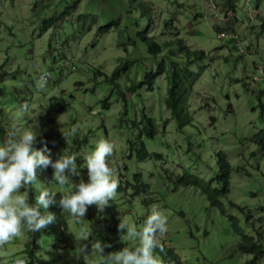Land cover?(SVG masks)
Listing matches in <instances>:
<instances>
[{
	"label": "rangeland",
	"instance_id": "rangeland-1",
	"mask_svg": "<svg viewBox=\"0 0 264 264\" xmlns=\"http://www.w3.org/2000/svg\"><path fill=\"white\" fill-rule=\"evenodd\" d=\"M49 1L52 5L41 9ZM130 1L79 0L68 18V28L75 32V26L71 25L76 21L78 9L94 7L90 10L98 16L106 13L109 21L123 14ZM150 1L152 29H156L155 34L161 41L180 37L189 48L205 53L189 65L194 74L184 100L185 118L190 122L180 127L165 106L167 79L164 74L158 75L151 87L140 84L136 90H130V80L122 75L117 82L130 101L127 118L137 123L129 130L128 121L120 122L125 103L118 88L113 86L114 92L109 82L93 74L96 69L110 74L116 63L127 56L117 44V32L98 35L96 30H82L68 40L64 20L62 26L39 35L42 18L73 0H0V115H3L0 122L4 125V134L13 128L36 131L37 143L33 147L38 149L42 134L50 133L53 142L44 141L40 146L50 144L77 155L80 175L70 176L73 184L81 179L88 181L84 157L95 149L97 141L108 139L115 146L109 166L120 179L125 164L132 183V174L142 172L141 181L149 189L140 195L148 194L155 199L149 203L148 214L151 206L156 205L167 216L168 231L159 239L166 248H174V256L186 264H242L250 254L237 248L240 231L254 234L261 229L264 234V151L252 141L264 128V28L259 24V21L264 24V6L255 7L252 0H244L233 11L225 10L218 0H176L179 4L174 0ZM170 14L172 21L168 25L174 29H163V19H169ZM152 29L148 34L153 33ZM143 64L152 71L157 67V62L147 58ZM140 70L130 77L141 80ZM45 72L49 77L46 86L40 89L36 82ZM186 88L185 85L183 90ZM104 100L109 103L106 108L102 104ZM24 103L29 105V113L18 118V108ZM143 111L152 118L153 137L143 136L150 156L140 161L136 151H129L127 138L134 140L141 136L139 129L143 125L139 121ZM122 118L125 119L124 114ZM77 125L75 136L68 135L65 139L63 133ZM5 139L0 138L1 145ZM203 139L205 143L201 144ZM217 150L226 154L232 166L230 187L222 198L224 213L210 206L198 188L176 186L168 178L185 171L212 178L211 156ZM155 154H161L162 158H156ZM49 155L55 161L63 154L56 158ZM43 187L60 197L75 191L71 184L61 188L53 176L49 184L40 181V188ZM122 198L125 199L118 190L117 198L103 211L96 205L89 206L82 224L75 223L61 209L67 225L66 237L50 234L46 240H38L35 258L28 261L32 264L86 263L78 249L86 245L87 254H91L96 240L111 245L104 249L105 255L120 251L117 218L127 220L131 215L130 204L123 203ZM132 200L144 214L140 196ZM28 203L34 205L31 196ZM243 206L246 209L240 210ZM230 216L238 219L237 231L229 221ZM88 227L91 233L88 239L78 238ZM28 241L29 232H26L6 245L0 264H12L18 256L28 257L22 253ZM262 261L264 264V257Z\"/></svg>",
	"mask_w": 264,
	"mask_h": 264
},
{
	"label": "trees",
	"instance_id": "trees-1",
	"mask_svg": "<svg viewBox=\"0 0 264 264\" xmlns=\"http://www.w3.org/2000/svg\"><path fill=\"white\" fill-rule=\"evenodd\" d=\"M78 1L79 0H73L72 3H66L62 9L54 10L51 12L50 16L42 18V25L39 27V35L52 27L62 26L64 20L65 23L67 22L68 40H70L72 36L78 35V33H80L82 30L85 32L96 30L98 35L108 32H117V44L118 46L122 47L127 56L124 57L122 61L119 60V62L116 63V66L110 71V74L102 72L99 69H96V72L93 74L95 77L102 76L106 82L111 84L112 90L113 86L116 89L118 88L119 95L122 96L123 102L125 103L123 113L121 114L122 116L123 114L125 115V119L120 116V122L128 121L130 124L129 130L134 129L137 124L135 120H129L127 118L130 101L127 97H125V92L120 89L117 79L122 75L126 76L131 82L130 90H136L140 88V84L149 85L151 87V85L154 84L157 76L160 74H164L167 79L165 106L171 111V115L175 117L177 121L176 123L180 127L185 126L186 122H190L185 118L186 102L184 100V95L187 93L186 90H188L191 83V77L194 74L189 65L192 64L194 59L202 58L205 55L204 51L201 49L193 50L189 48L183 43V40L180 37L174 38L168 42L163 40L161 41L160 38H158V36L155 34L156 29H152L153 16L151 12L152 9L150 8V0H131L123 14H119V16L114 19L111 18L109 21H107L106 13L100 14V16H98L93 10H90L94 7L85 6L81 10L78 9V11L75 13L76 21H74L73 25H71V27L75 26V32L73 33V31L68 28V26L70 27V19L68 18L77 8ZM218 1L221 2L225 10L229 9L233 11L237 9L238 4L241 3L242 5V3H244V0ZM173 2L177 3L176 0ZM252 2L255 7L260 8L264 6V3H260L259 0H252ZM51 5L52 1H49L42 4L41 9L50 7ZM171 19V14L169 19H163L162 24L165 25L163 29H174V26L168 25L170 24L169 20ZM103 22H105L104 25H101ZM77 24L79 25L78 29H76ZM259 24H261V27L264 28V24H262V22L259 21ZM151 29L153 33L148 34V30ZM69 34H71L70 38ZM232 40L234 42V39H231V41ZM175 51H177V53ZM146 58L150 59L152 62H157V67L155 70L152 71L150 66L143 64L144 59ZM137 69H141L140 72L142 73V77L141 80L135 81L134 77L130 76L131 74H134ZM262 71L260 74H262ZM185 85L187 88L183 90ZM102 104L105 108L109 106L107 100H104ZM0 116L1 118L3 117V115ZM141 117L142 119L139 121L143 125V127L139 129V134H141V136L138 139H134L136 141L128 137L127 141L129 143V151H136L135 153L137 158L140 161H144L150 156V153L147 150L143 136L153 137V129L151 124L152 118L148 117L144 111ZM1 120L2 119H0V121ZM3 126L0 122V138L2 136L6 138V134H4L5 129ZM52 137L53 136L50 133L42 134L41 140L53 142L51 139ZM252 141L264 151V128L260 129L253 136ZM204 143L205 141L203 139L201 144ZM40 144L41 142L39 143L38 149L42 150L46 146L47 149L50 150L49 152H45L46 155L51 154L56 158L61 154H64V152L69 154L67 150H62L54 145L45 144L40 146ZM129 156L131 155L129 154ZM154 156L156 158H162L161 154H155ZM211 157H213L212 166L214 169V175L212 178L206 179L195 173H190L187 171L180 174L178 173L173 177L171 174V176H168V178L176 186H194L198 188L206 196L210 206L218 207L220 212L224 213L225 211L222 198H224V194L228 189L227 187H230L228 186V183L229 176L232 172V166L227 161L226 154L221 150L214 152ZM118 168H120V165H118ZM124 169L125 172L121 173L122 178L119 179L118 190L125 197V199L122 198L123 203L127 202L130 204L129 209L131 215L126 219L135 222L136 227L139 229L148 215L149 203L155 201V199L153 196L148 194L140 195L141 193L147 192L149 189V185L141 181L142 172L132 174L134 178V183H132L129 177V169L125 164ZM52 176L53 171L51 167H48L47 169H37V181L39 183L40 181H44L49 184ZM38 188H40V184L29 185L26 189L22 188V190L29 191V197L31 196L33 199L34 205L36 202V196L39 194L37 190ZM57 195L58 194H55V199L56 201H59L57 200ZM136 196H140L139 203L141 204L142 209L145 208L144 214L143 211L140 210L136 205L137 202L132 200L134 197L136 198ZM116 206L117 205H114V207ZM111 208H113V206ZM239 209L244 210L246 208L243 206L239 207ZM41 211L43 212L44 210L41 209ZM48 212L55 214V220L35 234L34 232H29V241L25 245L24 252H22L28 255V260L35 258L34 251L39 249V244L36 243L38 240L42 242V240H46L45 238L50 234H57L59 237H66L67 225L66 222L63 221L64 218L62 217L61 208L59 207L58 203L51 205L48 208ZM180 213L182 214V212ZM248 216L250 215L248 214L246 216V221ZM117 220L119 224L120 220H123V218L119 217ZM229 221L237 231L236 225L238 224V219L234 216H230ZM117 234L121 241L117 243L118 247H120V250L126 246H131V241H128L125 239V237H122L123 233L121 231H118ZM240 235V239L237 242L238 250L240 252L250 254V258L244 261L242 264H263L264 234L262 233V230H257V232L254 234H248L244 231H240ZM160 242L163 245L164 251L160 252L159 248H157L155 252L162 258L164 264H186L178 256H174V248L172 246L166 248V244L161 240ZM28 264H32L31 261H28ZM79 264L86 263L80 261Z\"/></svg>",
	"mask_w": 264,
	"mask_h": 264
},
{
	"label": "clouds",
	"instance_id": "clouds-1",
	"mask_svg": "<svg viewBox=\"0 0 264 264\" xmlns=\"http://www.w3.org/2000/svg\"><path fill=\"white\" fill-rule=\"evenodd\" d=\"M49 74L45 72L39 77L37 87L46 86ZM29 113V105L21 104L17 117ZM78 125L73 126L69 132L63 133L65 139L68 135L75 136ZM42 144L43 140L40 141ZM37 133L31 129L20 131L9 129L6 139L0 145V256L5 255V246L11 244L15 238L23 237L26 232H38L55 220V214L47 209L57 204L77 224H82L87 208L96 205L103 211L109 206L110 201L117 198L119 177L115 169L109 166V157L113 155L114 144L108 139L97 141L95 149L84 157L88 181L80 180L78 184L70 183V176H79L75 154H63L53 161L45 146L42 150L35 149ZM53 169V180L62 188L71 184L72 189L60 197L56 192L47 187L38 188L35 205L28 203L29 185L40 184L37 181V169ZM41 209L44 211L42 212ZM118 231L123 233L131 246H126L120 251L104 254L109 244H102L96 240L92 244L91 254H87V246H81L78 253L84 255L86 264H163L162 258L156 254L159 248L164 251L159 238L168 231L167 216L153 205L141 227L138 229L135 222L120 220ZM89 227L82 230L78 238L87 240L90 235ZM12 264H28V257L18 256Z\"/></svg>",
	"mask_w": 264,
	"mask_h": 264
}]
</instances>
